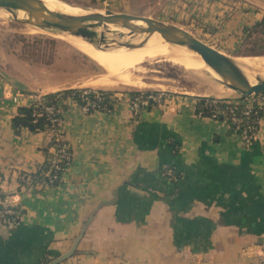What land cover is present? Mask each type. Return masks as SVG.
<instances>
[{"label":"crops","instance_id":"0c3cea01","mask_svg":"<svg viewBox=\"0 0 264 264\" xmlns=\"http://www.w3.org/2000/svg\"><path fill=\"white\" fill-rule=\"evenodd\" d=\"M86 1L168 14L233 47L264 11V0ZM120 94L113 111L85 112L67 100L61 128L70 168L59 184L29 186L21 174L45 161V147L54 151L52 132H15L12 117L35 94L0 75V193L23 209L17 225H0V264L56 258L79 234L75 252L56 264H264V114L246 144L228 133L226 119L196 112L202 96L235 97L232 90L175 93L140 113L130 107V90ZM167 164L180 174L176 189L163 174Z\"/></svg>","mask_w":264,"mask_h":264},{"label":"rangeland","instance_id":"374dc122","mask_svg":"<svg viewBox=\"0 0 264 264\" xmlns=\"http://www.w3.org/2000/svg\"><path fill=\"white\" fill-rule=\"evenodd\" d=\"M67 1L79 4L89 11L104 12L108 8L123 11L117 7H109L110 5L94 4L93 1ZM164 18L160 19L174 22L168 14ZM98 29L105 31L110 42L124 40L128 34L118 29L107 30L104 26ZM59 32L60 29L41 28L18 21L10 10L0 7V75L18 88L31 92L91 86L119 91L168 89L175 93L199 95L217 94L216 89L225 85L209 73L199 72L195 64L185 56L180 60L169 57L153 58L143 62L142 66L132 68L133 74L140 77L145 84L144 87L122 83L110 87L100 86L92 81L105 76L106 69L74 45L75 39ZM194 33L233 57L242 55L236 52L240 42L235 47L224 46L221 41H213L205 35ZM186 61H189L188 65ZM55 87L59 88L49 90Z\"/></svg>","mask_w":264,"mask_h":264},{"label":"water","instance_id":"95a60500","mask_svg":"<svg viewBox=\"0 0 264 264\" xmlns=\"http://www.w3.org/2000/svg\"><path fill=\"white\" fill-rule=\"evenodd\" d=\"M0 7L10 10L18 21L31 23L41 28H56L60 29L61 32L82 35L97 46L103 44L106 47H116L120 45L134 46L137 44L135 41H132L133 38L110 42L105 31L98 29V27L104 26L107 30H114L110 28V23L122 24L129 27L132 31L136 30L135 32H144L145 37L142 43L154 31H159L165 39L185 44L197 50L207 63L221 75L222 79L218 80L236 93L235 97L244 98L252 94L264 92V76L258 74L256 75V81L252 82L236 61L237 56L233 57L204 41L190 29L174 22H168L144 14L114 11L109 8L104 12L88 10L84 13H69L50 8L43 0H0ZM20 9H24L27 15L19 16ZM139 20L143 23H139ZM211 96L214 95L211 94ZM81 236L82 234L77 236L67 252L57 256L46 264H56L72 255Z\"/></svg>","mask_w":264,"mask_h":264},{"label":"trees","instance_id":"16d2710c","mask_svg":"<svg viewBox=\"0 0 264 264\" xmlns=\"http://www.w3.org/2000/svg\"><path fill=\"white\" fill-rule=\"evenodd\" d=\"M243 38L240 41V45L238 48H236V52L239 54H242L241 56H258V55H264V11L261 15V17L253 22L252 24L246 25L244 28ZM256 53V54H255ZM249 54H255V55H249ZM258 54V55H257ZM82 87H69L65 89H60L57 91H50V92H32L35 94V96H40L42 99L45 100L46 103L54 104L55 106L61 105L62 107V115L63 111L68 107L67 100L73 99L78 104H81V94H82ZM101 95H103L102 102L108 106L111 111L115 108V101L112 98V95L114 94L115 90L112 89H102ZM142 90L139 89H133L130 91V93L138 94ZM144 92L151 91L143 90ZM31 92V91H30ZM91 97H93V93L90 94ZM214 96H202L196 103V112L206 115V116H213L212 110H215L217 108L223 109L222 112H219L217 118L224 119L226 118L227 122L229 123L228 127V133H239L241 134L242 128L244 125L253 122L254 117L258 116L256 113H253V109L251 111V115L247 117V115L244 113V109L246 108V104L239 102V103H232L231 100L236 99H242L239 97H228V96H222L219 99H217V102L210 103L209 101H212ZM38 99H34L32 103L30 104H23L18 106L16 114L12 117V127L14 128L16 133H20L22 128H28L32 131H39V130H49L52 132L50 144H53L54 147L57 149L59 146L65 142H69L62 137V128L58 131L54 130L52 131L53 126H55V123L51 120V115L42 109L41 104L37 103ZM208 101V102H207ZM154 104H152L150 107H152ZM233 107V110L231 108ZM93 111V110H92ZM260 114L263 115L262 112ZM261 115V116H262ZM227 116V117H225ZM260 116V115H259ZM60 136L59 138H56ZM170 145L173 147V152L177 154L178 149H175V143L174 141H170ZM69 150L72 152V149L69 145ZM45 151L47 153V158L43 163H41L35 170L33 171H24L21 174V180L23 183H28V178H32L33 184L32 185H39V186H46V183L40 182L39 180H44L47 178L45 176V171L48 169V167L51 166L52 163V155L53 152L49 151L48 147H45ZM172 166V165H170ZM174 169V168H173ZM169 179L174 183L175 189L179 185L178 179L180 178V174L177 173V171L174 169V172L168 176ZM54 184H59L58 182H54ZM0 196L2 199H4L5 195L3 193H0ZM19 206L14 207L18 210ZM4 209V205L2 201H0V212ZM17 214L19 216V219L21 218L23 214V209L19 207V211H17ZM6 215V214H3ZM54 258L50 256H46L39 264H46L50 261H52Z\"/></svg>","mask_w":264,"mask_h":264},{"label":"bare ground","instance_id":"6f19581e","mask_svg":"<svg viewBox=\"0 0 264 264\" xmlns=\"http://www.w3.org/2000/svg\"><path fill=\"white\" fill-rule=\"evenodd\" d=\"M43 1L50 8L69 13H84L88 11L81 5L66 3L62 0ZM26 15L27 12L24 9L19 10V16L22 17ZM139 23L143 22L139 20ZM109 25L111 29H118L128 33L126 38H133L132 41H135L137 44L134 46L120 45L116 47H106L103 46V44L97 46L95 43L89 41L82 35H77L70 32H59L75 39L73 41L74 45L87 53L106 69L105 76L99 78L98 80L92 81L94 84L110 87L122 83L144 87L145 84L143 81H141L140 77H136L133 74L132 68L141 65L143 62L145 63L147 60L159 57H169L175 60H180L182 57L186 56L195 64L194 66H196L199 72H207L217 79H222L221 75L209 63H207V61L197 50L185 44L169 41L165 39V37L159 31H154L142 43L145 37L144 32L140 33L135 32L136 30L132 31L129 27L122 24L110 23ZM236 61L239 63L241 68L252 82L256 81V75L260 74L261 76H264V55L238 56L236 57ZM186 62L188 65L189 61ZM229 90L232 89L224 85V87L217 88L216 93L222 94Z\"/></svg>","mask_w":264,"mask_h":264},{"label":"built area","instance_id":"2783aa9c","mask_svg":"<svg viewBox=\"0 0 264 264\" xmlns=\"http://www.w3.org/2000/svg\"><path fill=\"white\" fill-rule=\"evenodd\" d=\"M82 94H81V104L80 107L85 112L90 111H111V109L108 108L106 104L102 102L103 95H101L102 89L105 88H97V87H82ZM142 90V89H139ZM91 93H93V97H91ZM179 94L181 92H178ZM173 94L175 95V92L168 90V89H158V90H151L148 92H144L143 90L138 94L130 93L129 96V104L131 109L134 113H140L142 110L149 108L152 104L154 105H163L165 102L170 100L173 97ZM184 94V93H182ZM121 94L119 90H115L114 94L112 95V98L114 101L120 100ZM210 96V95H205ZM222 96L214 95V98L212 101H209L210 103L217 102V99H219ZM34 99H38L37 103L41 104L42 109L47 111L51 115V120L55 123V126H53L52 131H58L62 127L63 123V115L62 113V107L61 105L55 106L54 104L46 103L44 99H42L40 96H34ZM199 100V99H198ZM197 100V101H198ZM208 102V101H207ZM232 103H245L246 108L244 109V113L248 116L251 115V111L253 109V113H256L258 116L254 117L253 122H250L243 126L242 132L240 135L243 136L244 141L246 144H251L255 138V135L259 128V122L261 115L260 112L264 114V92L258 93V94H252L249 96H246L244 98L240 99H232ZM233 110V107L231 108ZM223 109L217 108L215 110H212L213 116H217L219 112H222ZM200 114V113H199ZM202 115V114H201ZM260 115V116H259ZM227 117V116H225ZM226 119V118H224ZM60 136L57 135L56 138H59ZM177 148V145H175V149ZM72 160V152L69 150V144L63 142L59 148H55L52 155V163L51 166L48 167L45 171V176H47L44 180H39L40 182L46 183L47 185H53L54 182H62L65 178V173L69 170L70 164ZM174 172V169L170 164H167L163 168V174L164 175H171ZM27 185L33 184L32 178H28ZM2 203L4 205V209L0 212V225H8L11 227H14L19 223V216L17 214L18 210L14 207L18 206L13 202V199L11 196L6 195L4 199L2 200ZM6 214V215H3ZM259 258L262 263H264V252L259 253Z\"/></svg>","mask_w":264,"mask_h":264}]
</instances>
